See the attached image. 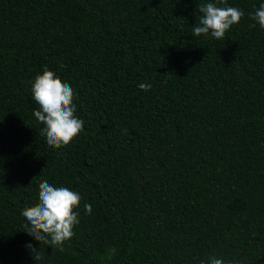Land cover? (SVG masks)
<instances>
[{
	"label": "trees",
	"instance_id": "obj_1",
	"mask_svg": "<svg viewBox=\"0 0 264 264\" xmlns=\"http://www.w3.org/2000/svg\"><path fill=\"white\" fill-rule=\"evenodd\" d=\"M208 2L0 0V264H264V0H226L244 16L223 40L192 34ZM44 68L84 122L58 149ZM42 180L82 197L63 251L21 230Z\"/></svg>",
	"mask_w": 264,
	"mask_h": 264
},
{
	"label": "clouds",
	"instance_id": "obj_2",
	"mask_svg": "<svg viewBox=\"0 0 264 264\" xmlns=\"http://www.w3.org/2000/svg\"><path fill=\"white\" fill-rule=\"evenodd\" d=\"M217 3L208 2L198 8L199 16L192 29L194 36H211L217 40H223L225 33L235 24H238L244 16V12L233 6H228L226 0ZM256 24L264 29V3H261L254 12L249 13ZM143 91L151 89V85L141 83ZM31 94L35 103L39 106L34 109L33 115L39 123L44 125L41 135L51 148L67 146L83 131L84 122L76 116L74 104V91L70 84L65 83L53 71L44 68L31 82ZM38 203L26 207L22 211L27 223L23 230L33 240L40 244L55 247L63 251L64 242L74 236L73 228L79 224V213L75 211L80 206L82 197L77 191L68 187H55L47 180L38 182ZM85 214L92 212V206L84 203ZM35 261L42 259L41 254L31 244L26 245ZM203 264V262H201ZM209 264H225L223 259L212 256Z\"/></svg>",
	"mask_w": 264,
	"mask_h": 264
}]
</instances>
